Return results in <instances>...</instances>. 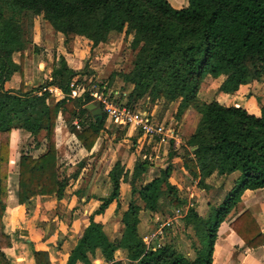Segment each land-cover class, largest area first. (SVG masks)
<instances>
[{
    "label": "trees",
    "instance_id": "1",
    "mask_svg": "<svg viewBox=\"0 0 264 264\" xmlns=\"http://www.w3.org/2000/svg\"><path fill=\"white\" fill-rule=\"evenodd\" d=\"M38 14L66 38L82 35L92 45L105 42L112 31L131 35V64L115 73L131 85L127 104L148 95L153 101H178L177 116L190 107L199 113L195 128L176 154L199 185L206 186L205 178L215 171H240L233 188L207 218L192 206L185 211L184 225L195 230L200 244L199 248L193 244L195 256L189 257L171 241L147 244L138 231L142 209L182 211L187 202L169 179L170 166L145 181L143 174L150 165L147 156L137 158L131 172L117 159L108 171L110 191L99 198L101 202L65 264H94L97 254L106 264H124L115 256L118 249L124 251L125 264H210L219 224L245 189L264 187V102L257 98L260 114L256 115L240 105L203 100L198 91L207 75H224L218 90L225 93L254 80L264 83V0H188L181 8L168 0H0V264H13L4 250L12 245V237L3 223L11 130L23 128L34 136L44 131V151L36 156L23 153L17 162V201L23 203L35 195H64L69 178L61 176L57 162L55 126L59 114L88 150L105 129L102 105L94 112L87 106L92 102L89 92L71 95L69 84L77 70L63 55L54 62L50 79L36 88L5 87L11 74L22 69L24 52L31 57L39 50L21 19ZM15 51L21 53V64L13 59ZM47 86H56L62 96L43 88ZM125 127L116 130V138L124 135ZM122 182L130 184L131 198L121 215L120 235L111 238L93 215L102 213L114 200L117 208L120 206ZM76 192L82 196L80 189ZM230 226L247 246L264 244V232L250 211L240 213ZM32 254L35 264H52L47 250L33 248Z\"/></svg>",
    "mask_w": 264,
    "mask_h": 264
},
{
    "label": "crops",
    "instance_id": "2",
    "mask_svg": "<svg viewBox=\"0 0 264 264\" xmlns=\"http://www.w3.org/2000/svg\"><path fill=\"white\" fill-rule=\"evenodd\" d=\"M168 1L175 8H181L188 4V0ZM56 32L58 34H63L60 31ZM76 36L83 37L84 39H86V41L92 43V41L85 36ZM56 37L59 36L56 35L55 32H53L52 36L47 35L41 39L42 43L44 44L43 49L47 52V58L42 57L39 59L34 55L32 57H28L27 52L25 51L24 59L21 64V53L19 51H15L13 53V59L16 63L21 64L22 69L14 71L11 74L10 78L5 81V87L14 90L20 88L21 85L24 90L36 88L37 86L41 85L38 82L41 75L42 77H45L46 80L50 79L52 66L54 62L57 61V59L60 57V55H63L67 63L70 65V56H72V53H68L63 45H60L61 43L58 42V39H56ZM39 41L36 38L33 39V42H35L37 45H39ZM63 42L64 40H62V43ZM54 47L56 48V50L54 49ZM31 63H33V65ZM223 79L224 75H207L201 83V87L198 91V96L206 101L217 99L221 103L227 105H240L245 107L251 113H254L256 115L260 114V103L257 98L259 97L260 100L264 102L263 82L254 80L248 83L240 84L238 89L233 93H225L218 90V87ZM211 81L214 84H212L211 88H206L207 83ZM57 95L58 94H56V96ZM59 95L61 96V94ZM190 109L192 110L193 108L190 107L187 109V111H190ZM194 111V119H191L189 123L190 133L195 128L199 118V113L196 110ZM167 117L161 120H168ZM105 126H107L106 123ZM135 130L137 129L132 126H126L124 134L128 137H134L136 138V141L140 142L143 136L140 135L138 130L135 134ZM55 131L57 152L59 149V144L57 142L59 134H61V137L64 138V141L66 140V143L68 140L70 141L75 139V141L79 145V149L84 150L85 153H92L97 149V146L93 145L95 148L92 147L88 150L81 144H79L80 142L75 137V135L68 130L67 125L60 114L56 119ZM40 133L43 134V141L41 143H36V145L29 144L30 148H27V146H25V139L29 138L28 140L32 141L36 138L37 135L34 136L29 131L23 128H13L10 133V155L7 193L8 197L7 205L3 215V223L5 231L12 237V245L10 247H6L4 250L13 264H35V260L32 254L33 248L47 250L52 264H65L70 250L76 244L78 238L82 234L84 227L89 222L91 213L101 202L99 198L107 195L96 193L86 194L85 196L82 194V196L78 197L76 195L77 192H71L65 188L63 193L64 195L62 197L46 194L35 195L27 199L25 202L19 203L17 201V162L19 156L23 153H30L36 156L44 151V131ZM178 140V138L174 139V147L176 146V142ZM171 154H173L172 163L174 165L171 166L170 164H167L164 167L166 168L168 165L170 166V181L176 184L178 189H181V185L183 184L178 183V181L175 180L173 176H175L176 173H179L185 180L190 178V182L192 183L193 181L194 183L193 186L197 187V189L200 191L198 192L199 197L206 200V208L204 210L205 213L199 212V214H201L204 218H207L210 215L213 207L217 205L215 204L216 201L214 199L212 200V198L208 196L212 194H220L219 198L220 196H222L221 199L223 200L224 197L221 193L224 192L223 190L230 191L233 188L235 182L240 176V171L234 170L226 174H219L217 171H215L210 176L205 178L206 186H201L198 184L197 179L193 178L188 170L184 168L181 157L174 153ZM145 156H147V154L143 153L141 158H144ZM147 157L149 158V156ZM135 161L136 158H131V163L125 164V168L129 169L131 172ZM122 164H124L123 161ZM77 172V175H73L74 172L72 174H68V181H78L79 171ZM76 187L79 186L75 185L73 189H75ZM120 193V206L118 208L117 201L114 200L102 213H96L93 215V218L95 220L102 222L103 229L111 238L119 236L120 230L123 227V223L121 222V215L122 212L127 208L129 200L131 198L130 184L127 182H122ZM186 200L187 202L181 211L182 214H184L187 208L190 206L194 207L198 211V207H196V204L192 201L191 198H188ZM75 201H78L80 207L73 208L72 205ZM245 210L250 211V213L253 215V217L261 227V230L264 232V187L245 189L241 194V200L231 210L225 220H223L219 224L216 232V238L213 244L212 261L210 264H264V244L257 247L247 246L244 240L230 226V222ZM67 214L69 215V217H67ZM139 216L140 221L137 225L138 231L143 236V239L147 244H163L165 241H168L166 240V226L163 227L164 233L161 236H154L152 235V233L158 229L160 224L165 223L171 217H168L162 223L160 222L157 227L146 231V229L148 228V224H150L152 220H155L157 218L158 212H152L147 209H142ZM116 231H118L117 235L115 234ZM172 243L175 244L178 250L189 256V252H184L183 250L179 249L174 241H172ZM196 246L197 248H199L200 244L198 243ZM115 256L116 258L121 259L124 264L126 263L127 259L123 250H116ZM93 263L106 264L104 258L99 254H97V256L93 258ZM77 264L84 263L78 261Z\"/></svg>",
    "mask_w": 264,
    "mask_h": 264
},
{
    "label": "rangeland",
    "instance_id": "3",
    "mask_svg": "<svg viewBox=\"0 0 264 264\" xmlns=\"http://www.w3.org/2000/svg\"><path fill=\"white\" fill-rule=\"evenodd\" d=\"M21 19L27 29V35L32 40L35 38L38 41L40 40L39 45H37L39 50L33 52L31 57L34 55L39 59L42 57L47 58V52L43 49L44 44L41 39L47 35L52 36L53 32L59 36L56 39L61 43L60 45H63L68 53H72V56H70V66L77 70L75 76L78 81V94L75 96L82 95L84 92H95L96 96H101L102 98L106 96L111 101L119 104L128 102L127 95L131 89V85L123 82L119 74L115 73L126 70L131 64L133 54L130 46L131 35L126 34L124 31H113L105 42L92 45L91 42L86 41L83 37L76 36L77 34H69L67 38L63 34H58L41 14L24 16ZM62 40H64L63 43ZM54 49L56 50L55 47ZM31 64L33 65V63ZM45 80V77L41 75L38 82L42 84ZM212 84H214L212 81L207 83L206 88H211ZM91 96V101L98 103L100 108L102 104L98 101L97 97L94 95ZM129 106L137 110L153 113V116L160 120L167 116L168 119L172 118L173 122H175L173 124L174 130L177 132L179 139L176 142V146L174 147V138L170 137H168L170 139H167L166 142H157L155 138L144 137L138 142L136 138L125 136V134L122 137L116 138V130H122L120 129L122 126L113 124L107 117L105 120L107 126L101 131L98 140L94 144V146H97V149L92 153H85L84 150H80L75 139L68 140L66 143V140L64 141V138L59 134L57 140L59 144L57 162L61 176H67L75 171H79L78 181H68L65 187L68 191L76 192L73 190L80 189L84 196L86 194L96 193L108 194L110 191L108 170L117 159L121 162L123 161L125 166V164L131 163V158L137 159L142 157L143 153L147 154L150 165L148 171L143 174L142 180L145 181L158 175L160 170L167 164L174 165L172 163L173 158L171 153L178 154L181 152L180 146L183 140L190 134L189 123L191 119H194L195 109H190V111L186 110L180 116H177L178 101L166 102L163 99L153 101L148 95L129 104ZM136 132L137 130H135V134ZM28 139H25V146L30 148L29 144L36 145V143L43 141V134L40 133L32 141ZM94 146L93 148H95ZM173 178L178 183L183 184L181 185V189H179V194L186 197V199L191 198L196 204V207H198V212L205 213L206 200L199 197L198 192L200 191L197 187L193 186V181L191 183L190 178L183 179L179 173H176ZM75 185L79 187L73 189ZM223 191L221 194L224 197L228 190ZM219 195L212 194L208 197H211L212 200L214 199L216 201L215 204H218L222 200V196L219 198ZM77 196L79 197V195ZM72 206L76 208L80 207V204H78V201H75ZM167 206L164 205V208H167ZM170 209H168L169 212H167L168 210L163 213L158 212L156 221L152 220L148 224L146 231L157 227L160 222L162 223L165 219L171 217L169 220L172 224L166 225L165 228L166 240L174 241L179 249L184 252H189V256L194 257L195 252L192 244L197 245L199 243L197 235L191 226L184 225L182 216L184 214L174 213L175 208ZM115 234L117 235L118 231Z\"/></svg>",
    "mask_w": 264,
    "mask_h": 264
},
{
    "label": "built area",
    "instance_id": "4",
    "mask_svg": "<svg viewBox=\"0 0 264 264\" xmlns=\"http://www.w3.org/2000/svg\"><path fill=\"white\" fill-rule=\"evenodd\" d=\"M69 85L71 87V95H77L78 81L76 76L72 78ZM43 88H47L49 91L56 94H62L61 90L56 86H47ZM91 95L96 96V93L93 92ZM96 97L102 104V109L106 112V117L112 121L113 124L117 126H132L140 131V135L144 138H155L157 142H166L167 139L178 138L177 132L174 130L173 124L175 122H173V119L160 120L155 118L151 113L130 107L127 103L119 104L111 101L106 96L104 98L101 96ZM174 213L180 214L181 209L175 208ZM170 224H172L170 220L160 224L152 235L161 236L164 233L163 227ZM157 245H160V243Z\"/></svg>",
    "mask_w": 264,
    "mask_h": 264
},
{
    "label": "water",
    "instance_id": "5",
    "mask_svg": "<svg viewBox=\"0 0 264 264\" xmlns=\"http://www.w3.org/2000/svg\"><path fill=\"white\" fill-rule=\"evenodd\" d=\"M87 106L90 107V108H94V112H99L100 111L98 103H96V102H90V103L87 104Z\"/></svg>",
    "mask_w": 264,
    "mask_h": 264
}]
</instances>
